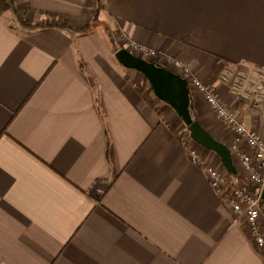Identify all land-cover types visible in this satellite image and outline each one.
<instances>
[{
	"label": "crops",
	"instance_id": "obj_1",
	"mask_svg": "<svg viewBox=\"0 0 264 264\" xmlns=\"http://www.w3.org/2000/svg\"><path fill=\"white\" fill-rule=\"evenodd\" d=\"M13 5L30 22L54 13L67 27L11 24L15 11L0 0V264H264L182 145L186 117L227 148L233 132L164 63L187 64L262 132V111L219 77L229 68L264 76V0H101L99 25L84 34L76 29L96 0ZM100 24L158 52L138 58L159 69L160 88L116 60ZM143 78L150 95L137 87Z\"/></svg>",
	"mask_w": 264,
	"mask_h": 264
},
{
	"label": "built area",
	"instance_id": "obj_2",
	"mask_svg": "<svg viewBox=\"0 0 264 264\" xmlns=\"http://www.w3.org/2000/svg\"><path fill=\"white\" fill-rule=\"evenodd\" d=\"M122 48L135 57L154 59L158 55L156 50L126 39ZM164 63L184 78L191 90L202 97L213 116L233 132L228 149L237 159V168L242 175L239 182H231L227 171L226 177L220 169L201 156L188 134L183 136L182 145L187 147L189 158L204 168L213 190L230 206L234 214L244 220L256 248L264 253V227L261 226L264 220V200L261 197L264 186V126L262 132L257 128L245 127L237 109L229 105L215 88L201 81L181 60L171 58ZM219 79L227 87L230 96L248 107L259 108L264 116V76L256 79L248 72L229 68ZM241 140H244L246 149L239 147Z\"/></svg>",
	"mask_w": 264,
	"mask_h": 264
},
{
	"label": "water",
	"instance_id": "obj_3",
	"mask_svg": "<svg viewBox=\"0 0 264 264\" xmlns=\"http://www.w3.org/2000/svg\"><path fill=\"white\" fill-rule=\"evenodd\" d=\"M114 56L120 64L127 68H133L141 71L152 81L153 85H157V88H160L159 84L161 75L157 72L158 70L151 68L147 63H145V61L133 56L123 48L117 50ZM184 121L187 124V130L190 138L203 148L216 153L227 173L235 176L237 173L232 163L230 150L223 143L214 139L211 134L199 124L198 121L189 120L188 117L184 118ZM261 197L264 200V186L261 192Z\"/></svg>",
	"mask_w": 264,
	"mask_h": 264
},
{
	"label": "rangeland",
	"instance_id": "obj_4",
	"mask_svg": "<svg viewBox=\"0 0 264 264\" xmlns=\"http://www.w3.org/2000/svg\"><path fill=\"white\" fill-rule=\"evenodd\" d=\"M12 7H14L13 8V10L14 9H16V11H17V13H15L14 12V16H12V18L14 17V19H11V24H14V25H17V26H22V27H26V28H30V27H27V26H24V25H22V23L20 22V20H26L28 23H30V24H35L36 22H37V20H33L32 22H30L29 21V19H27V17H29V15L30 14H27L26 16H25V14L26 13H24L23 11H19V10H17V8H15V6H12ZM12 13H13V11H11ZM16 14L17 15H19V18L16 16ZM60 16H58V18H59ZM48 18V15L46 16V18L45 19H47ZM57 18V17H56ZM45 19H41V20H38V21H44ZM60 19V18H59ZM61 20L63 21V19L61 18ZM99 25V22L97 21L96 23H93V27L94 28H96L97 26ZM102 27H104L105 28V30H106V32L108 33L109 32V34H110V37L113 39V51H114V54H115V52L117 51V50H119L120 48H122V45H123V43L125 42V39H124V36H122L121 34H120V32L118 31V30H114V32L108 27V25L107 24H103V25H101L100 24V28H102ZM144 61V60H143ZM145 63H147L151 68H153V69H155V70H159L158 68H156L155 67V65L153 64V63H150V62H147V61H145ZM242 70V69H241ZM242 71H244V72H248V73H250L251 74V71L250 70H246V69H244V70H242ZM253 75V74H252ZM261 77H263V76H259V77H256V76H254V78H256V79H258V78H261ZM137 87L138 88H140V90H146V91H148L147 93L149 94V92H150V90L147 88L148 86H147V81L145 80V78H143L141 81H140V83L137 85ZM145 87H146V89H145ZM147 94V95H148ZM150 95V94H149ZM236 99V98H235ZM238 102H240V101H238ZM154 103L155 104H160V105H157V107H158V110H159V112H163V114L162 115H164L165 117H167V118H169V117H172L173 119L174 118H176V117H173V115H171L172 113V111H171V108H169V107H167V106H165V105H163L162 103H160V102H158V101H156V100H154ZM164 106V107H163ZM164 108V109H163ZM177 122L178 121H176V124H177ZM181 128H183L182 126H181ZM185 132V131H184ZM195 147H197V145H194ZM198 148V147H197ZM214 165V164H213ZM218 169H220L221 171H222V173L223 174H225L226 173V170L224 169V167L222 166V164H217V165H215ZM240 173V172H239ZM239 173H237V175L239 174ZM226 175V174H225ZM228 176L230 177V175L228 174ZM239 176L241 177V180H242V175H241V173L239 174ZM226 177H227V175H226ZM229 180H231V178H229ZM231 182H232V180H231ZM261 226H263L264 227V220H263V222H262V225Z\"/></svg>",
	"mask_w": 264,
	"mask_h": 264
},
{
	"label": "trees",
	"instance_id": "obj_5",
	"mask_svg": "<svg viewBox=\"0 0 264 264\" xmlns=\"http://www.w3.org/2000/svg\"><path fill=\"white\" fill-rule=\"evenodd\" d=\"M9 5H13V0H5ZM97 2V9L94 12V15L91 19V22L88 23L87 25L83 26L82 28L76 29L79 33L84 34L92 31L94 29L93 23H96L99 18V8L101 7V0H96ZM14 8V7H13ZM15 13H17L16 9H14ZM16 16L19 18V15L16 14ZM57 17V18H56ZM60 18V19H59ZM58 18L57 14L54 13H48V18L45 19L44 21H37L35 24H30L26 20H20L22 25L34 28V29H48V28H65L67 25L61 20V17ZM108 38L113 46V39L110 37L109 32L107 33ZM237 176V174H236ZM262 254H264L262 252Z\"/></svg>",
	"mask_w": 264,
	"mask_h": 264
}]
</instances>
